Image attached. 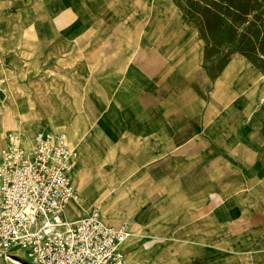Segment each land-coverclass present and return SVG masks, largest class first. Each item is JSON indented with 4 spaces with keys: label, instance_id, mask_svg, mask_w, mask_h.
<instances>
[{
    "label": "rangeland",
    "instance_id": "1",
    "mask_svg": "<svg viewBox=\"0 0 264 264\" xmlns=\"http://www.w3.org/2000/svg\"><path fill=\"white\" fill-rule=\"evenodd\" d=\"M67 4L74 5L81 31L87 28L91 36L118 20L132 23L141 44L168 56L169 75L178 86L188 88L189 96L197 95L199 88L204 98L212 93L219 100V112L210 117L204 138L226 159L217 176L227 210L229 214L264 210V0H0V156L9 129L16 130L5 127V97L19 86V75L4 61L3 34L15 36L23 18L54 15ZM31 60L28 66L33 70L40 67ZM59 128L72 142L79 141L76 129ZM145 140L141 132L127 133L111 145L97 141V163L78 167L90 178V193H99L106 178H113L111 189L94 202L102 204L108 223L129 222V263L264 264L258 235L233 236L215 215L197 214L201 200L195 193L196 158L188 157L186 188L177 169L171 191L161 198L151 195V155ZM82 177L75 176L74 183L84 200L87 184ZM90 206L84 200L79 209L84 212ZM73 210L71 217L82 214ZM248 239L252 247H245ZM0 264L32 261L0 257Z\"/></svg>",
    "mask_w": 264,
    "mask_h": 264
},
{
    "label": "crops",
    "instance_id": "2",
    "mask_svg": "<svg viewBox=\"0 0 264 264\" xmlns=\"http://www.w3.org/2000/svg\"><path fill=\"white\" fill-rule=\"evenodd\" d=\"M73 6L64 5L54 15L25 17L20 33L3 34L6 67L19 75L18 91L5 97V127H16L9 130L28 135L42 130L65 132L60 126L76 129L80 138L76 143L65 133L81 152L73 179L83 176L88 205L114 182L112 177L106 178L105 188L90 193V178L78 170L82 164L88 168L94 165L98 142L111 145L127 133L145 134L151 155L148 183L154 186L151 195L159 198L171 191L173 170L179 169L183 189L187 187L188 157H194L195 193L201 200L197 214L215 215L233 236L258 235L264 256V210L229 214L221 177L217 176L226 159L205 142L210 117L219 112V100L212 93L204 98L199 88L197 95L189 96L188 88L178 86L169 75L168 56L141 44L132 23L118 20L91 36L87 28L81 31ZM30 60L41 68L33 70L28 66ZM198 83L197 87H203ZM84 200L81 197L82 205ZM247 242L245 247H252L253 241Z\"/></svg>",
    "mask_w": 264,
    "mask_h": 264
},
{
    "label": "built area",
    "instance_id": "3",
    "mask_svg": "<svg viewBox=\"0 0 264 264\" xmlns=\"http://www.w3.org/2000/svg\"><path fill=\"white\" fill-rule=\"evenodd\" d=\"M81 152L63 131H10L0 156V257L32 264H130V224H110L102 204L81 215L73 174ZM75 213V212H73Z\"/></svg>",
    "mask_w": 264,
    "mask_h": 264
},
{
    "label": "bare ground",
    "instance_id": "4",
    "mask_svg": "<svg viewBox=\"0 0 264 264\" xmlns=\"http://www.w3.org/2000/svg\"><path fill=\"white\" fill-rule=\"evenodd\" d=\"M78 179V178H77ZM79 181V180H78ZM20 263V262H19Z\"/></svg>",
    "mask_w": 264,
    "mask_h": 264
}]
</instances>
